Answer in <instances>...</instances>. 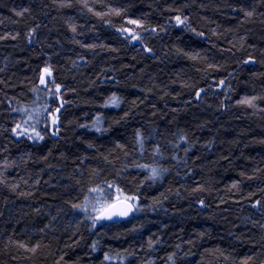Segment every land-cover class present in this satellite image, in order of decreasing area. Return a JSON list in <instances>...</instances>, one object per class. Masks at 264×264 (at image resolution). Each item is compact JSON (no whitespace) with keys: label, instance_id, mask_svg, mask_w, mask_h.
I'll return each mask as SVG.
<instances>
[{"label":"trees","instance_id":"obj_1","mask_svg":"<svg viewBox=\"0 0 264 264\" xmlns=\"http://www.w3.org/2000/svg\"><path fill=\"white\" fill-rule=\"evenodd\" d=\"M0 264H264V0H0Z\"/></svg>","mask_w":264,"mask_h":264},{"label":"snow or ice","instance_id":"obj_2","mask_svg":"<svg viewBox=\"0 0 264 264\" xmlns=\"http://www.w3.org/2000/svg\"><path fill=\"white\" fill-rule=\"evenodd\" d=\"M178 23H183V21L180 19V17H177ZM131 23H135V21H130ZM45 72L50 75V72H48L47 69H45ZM41 83H44V77H41ZM222 83V82H221ZM247 103H251V101H246ZM55 123V121H53ZM19 127V126H18ZM153 174H156V169H153ZM91 191H97V189H92ZM130 210V209H128ZM97 211L100 213L95 219H111L113 215H127L126 210L117 209L115 204H103Z\"/></svg>","mask_w":264,"mask_h":264},{"label":"water","instance_id":"obj_3","mask_svg":"<svg viewBox=\"0 0 264 264\" xmlns=\"http://www.w3.org/2000/svg\"><path fill=\"white\" fill-rule=\"evenodd\" d=\"M110 204H115L117 209H122L127 211V215H113L111 219H97L100 221H108V222H119L126 220L131 217V215L134 212L135 206L133 202L129 199L126 198H119L111 202ZM130 209V210H128ZM100 213L98 212L95 216V218L99 215Z\"/></svg>","mask_w":264,"mask_h":264},{"label":"rangeland","instance_id":"obj_4","mask_svg":"<svg viewBox=\"0 0 264 264\" xmlns=\"http://www.w3.org/2000/svg\"><path fill=\"white\" fill-rule=\"evenodd\" d=\"M46 76V75H45ZM30 121V119H28V120H26L25 121V125H24V128L25 129H27V126H28V131H32L31 129H32V127H31V124L32 123H30L29 122ZM33 132V131H32ZM119 196V194L114 190V192H113V198L115 199V198H117ZM100 197V195H98L97 196V198H95V199H98ZM134 201V200H133ZM106 202V200L104 199V198H102L101 197V199H98L97 201L96 200H94L93 202H90L89 204H88V206H87V208H88V210L90 211V212H92V213H94V214H97L98 213V211H97V209H99L100 207H101V205H103V204H107V203H105Z\"/></svg>","mask_w":264,"mask_h":264},{"label":"bare ground","instance_id":"obj_5","mask_svg":"<svg viewBox=\"0 0 264 264\" xmlns=\"http://www.w3.org/2000/svg\"><path fill=\"white\" fill-rule=\"evenodd\" d=\"M131 201H132V200H131ZM132 202H133V201H132ZM133 204H134V202H133ZM134 206H135V204H134ZM134 211H135V209H134ZM133 213H134V212H133ZM132 215H133V214H132ZM132 215H131V216H132Z\"/></svg>","mask_w":264,"mask_h":264}]
</instances>
